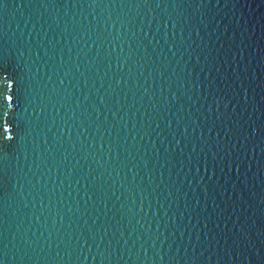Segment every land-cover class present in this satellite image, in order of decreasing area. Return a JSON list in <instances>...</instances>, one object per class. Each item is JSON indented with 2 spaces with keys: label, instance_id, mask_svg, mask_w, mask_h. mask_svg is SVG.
<instances>
[{
  "label": "water",
  "instance_id": "95a60500",
  "mask_svg": "<svg viewBox=\"0 0 264 264\" xmlns=\"http://www.w3.org/2000/svg\"><path fill=\"white\" fill-rule=\"evenodd\" d=\"M0 56L3 264H264V0H7Z\"/></svg>",
  "mask_w": 264,
  "mask_h": 264
},
{
  "label": "snow or ice",
  "instance_id": "6c2138e0",
  "mask_svg": "<svg viewBox=\"0 0 264 264\" xmlns=\"http://www.w3.org/2000/svg\"><path fill=\"white\" fill-rule=\"evenodd\" d=\"M145 5H147V0H144ZM7 4V0H0V9H4L5 5ZM93 4H96V0H93ZM159 7V4L156 5ZM183 43V41H182ZM8 73V67H7V62L3 56H0V85H8L10 83L11 77L10 75H6ZM19 89H17V92ZM18 97V96H17ZM7 98V97H5ZM4 118H7L5 120ZM15 123V131L17 135L19 134V131L21 129V117L17 114L15 117H13L12 114H10L7 111L3 112V115L0 116V128H2V134H0V151H3L4 145L8 144V141L10 139L8 132H9V123ZM193 153H195V149H193ZM3 163V157H0V165ZM93 191L98 194L99 198H103L104 196V186L101 184L100 188H97L96 184H92ZM91 198V197H90ZM72 209H69V212H71ZM90 235L94 234L90 232ZM102 258H107L105 256V253L101 252L99 253ZM59 255V253H57ZM110 255V254H109ZM7 256V251H6V246L3 249H0V257L6 258ZM86 258V257H85ZM0 264H3V259H0Z\"/></svg>",
  "mask_w": 264,
  "mask_h": 264
}]
</instances>
